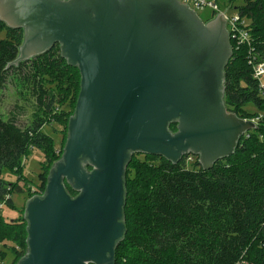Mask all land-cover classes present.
Listing matches in <instances>:
<instances>
[{
	"label": "water",
	"instance_id": "1",
	"mask_svg": "<svg viewBox=\"0 0 264 264\" xmlns=\"http://www.w3.org/2000/svg\"><path fill=\"white\" fill-rule=\"evenodd\" d=\"M0 21L23 32L6 68L58 45L80 74L61 158L24 205L16 264H115L134 154L209 169L255 129L225 107L222 14L203 23L179 0H0Z\"/></svg>",
	"mask_w": 264,
	"mask_h": 264
},
{
	"label": "trees",
	"instance_id": "2",
	"mask_svg": "<svg viewBox=\"0 0 264 264\" xmlns=\"http://www.w3.org/2000/svg\"><path fill=\"white\" fill-rule=\"evenodd\" d=\"M228 1L232 6L237 0ZM237 11L247 23L250 42L237 46L227 31L232 56L224 69V103L228 112L247 119L264 112V100L258 95V82L248 61L252 48L256 62H264V0H242ZM0 34V93L11 77L35 105L26 127L18 125L16 114L5 117L0 113V204L12 205L11 194L23 193V189L18 183L5 182L2 171H12L24 181L20 175L22 158L34 148L43 151V166L50 144L44 147L40 129L44 124L52 126L61 114L55 105L59 101L61 106L62 98L57 101L38 74L57 69L58 76L71 74L77 97L80 74L60 57L58 45L6 68L18 55L23 32L0 21ZM246 105H253L257 112H247ZM40 112L48 118H42ZM170 129L174 132L176 124ZM263 132V125L246 132L234 153L209 169H203L192 155L188 156L195 161L190 165L188 156L172 164L163 157L144 155L153 161L149 165L135 162L132 156L124 178L126 234L116 249L115 264H238L248 257L254 264H264V140L259 139ZM10 222L0 217V227L22 229L24 251L19 260L26 252V223L23 217L19 226L14 220Z\"/></svg>",
	"mask_w": 264,
	"mask_h": 264
},
{
	"label": "rangeland",
	"instance_id": "3",
	"mask_svg": "<svg viewBox=\"0 0 264 264\" xmlns=\"http://www.w3.org/2000/svg\"><path fill=\"white\" fill-rule=\"evenodd\" d=\"M179 1L181 2V0ZM241 2L242 0H237L235 4L231 6L228 0H216L219 12L225 13L229 18L238 14L237 8L241 5ZM195 13L203 23L210 21L216 16L212 14L210 9L196 11ZM0 37H3V34H0ZM26 67L32 68L30 65ZM57 72H60V70H52V72L44 73V75H42V73L38 74L39 80L42 82L43 86L55 94L56 100L58 101V98H62L63 100L61 106L58 103L59 101L55 105L61 113L56 117V122H54L52 126L44 124L40 129L41 133L39 138L45 139L43 140L45 142L43 144L44 147L50 144L46 163L42 166L44 161L43 151L34 148L30 149L28 155L22 158L20 175L26 178L24 181L18 180L17 176L12 171L6 169L2 171V178L5 182L8 184L18 183L23 189V193L11 194L10 198L12 205L3 203L0 208V217L4 219V221H11L10 223L14 220L17 226L22 223L21 220L26 201L42 193L50 169L53 164L61 158L67 137L68 119L74 112V102L77 98V91L72 76L71 74L62 73L58 76ZM25 92L26 91L19 86L18 82L11 80L10 77L5 89L0 93V113L5 117L10 113L16 114V121L21 127H26L30 124L32 114L35 112L34 100ZM245 108L249 113L257 112L253 105H246ZM39 114L44 119L48 118L47 113L40 112ZM133 159L140 164L149 165L153 162L150 158L142 154L133 155ZM194 161V157L190 158L187 164L190 165L194 163ZM129 170L131 171L130 176H132L134 174L132 171V164L129 165ZM41 173L43 177L40 178ZM24 238L22 229H5L4 227H0V264H15L24 251ZM238 264H254V262L248 257Z\"/></svg>",
	"mask_w": 264,
	"mask_h": 264
},
{
	"label": "built area",
	"instance_id": "4",
	"mask_svg": "<svg viewBox=\"0 0 264 264\" xmlns=\"http://www.w3.org/2000/svg\"><path fill=\"white\" fill-rule=\"evenodd\" d=\"M181 3L188 6V8L194 12L210 9L213 15L222 14L226 21L227 31L231 34V38L235 40L236 45H249L250 37L246 30L247 23L244 20H241L238 15L229 18L225 13L219 12L216 0H181ZM248 61L252 66L253 78L258 82V95L264 100V62H256V57L253 55L252 48H250L248 52ZM244 120L250 121L255 126V129L253 130L256 131L259 126L263 125L264 127V112H258L253 117ZM259 139L264 140V132L259 135ZM190 158L192 157L189 156L186 161L190 160ZM2 204H0V208Z\"/></svg>",
	"mask_w": 264,
	"mask_h": 264
},
{
	"label": "flooded vegetation",
	"instance_id": "5",
	"mask_svg": "<svg viewBox=\"0 0 264 264\" xmlns=\"http://www.w3.org/2000/svg\"><path fill=\"white\" fill-rule=\"evenodd\" d=\"M212 19H213V18H212ZM212 19H211V20H212ZM207 22H208V21H207ZM207 22H206V23H207Z\"/></svg>",
	"mask_w": 264,
	"mask_h": 264
}]
</instances>
